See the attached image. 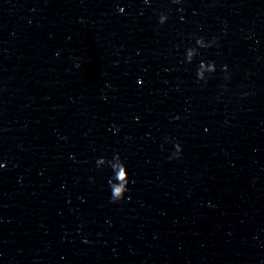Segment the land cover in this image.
<instances>
[{
	"label": "water",
	"instance_id": "obj_1",
	"mask_svg": "<svg viewBox=\"0 0 264 264\" xmlns=\"http://www.w3.org/2000/svg\"><path fill=\"white\" fill-rule=\"evenodd\" d=\"M0 161V264H264V0H0Z\"/></svg>",
	"mask_w": 264,
	"mask_h": 264
},
{
	"label": "clouds",
	"instance_id": "obj_2",
	"mask_svg": "<svg viewBox=\"0 0 264 264\" xmlns=\"http://www.w3.org/2000/svg\"><path fill=\"white\" fill-rule=\"evenodd\" d=\"M148 0H145V3H147ZM173 3H180V0H173ZM117 11L119 12H123L124 11V7L123 6H118ZM167 20V15L165 13H160L158 16V22L163 24L165 21ZM216 41V37L213 36L211 39L209 40H205V38L203 36H198L195 38V45L194 46H188L185 48V52H184V61L187 63L192 62L194 56H196L198 54V50L199 48H207L212 46ZM207 63L208 67L207 69H205L203 66L204 64ZM224 70L227 69V65H222L221 66ZM216 70V63L214 60H203L201 59L196 67V72H195V77L197 80H205L207 78V74L213 73ZM139 79L137 80V83H139ZM165 141L168 142L169 138L165 137ZM173 144V149L174 151L172 152L171 156H169V159L172 158V156H178L180 154L181 151V145L178 142L172 141ZM115 155L116 157H118V162H117V168L120 167V164L123 163V159L121 158L120 154L118 152H114L112 154V156ZM111 156V157H112ZM101 159H107L104 156H100L96 159L95 164L97 166V163L99 160ZM4 167V164L2 161H0V168ZM120 175L122 177H124L126 180H128V182H124L122 181L119 185H115L114 186V190L113 187H109L110 189V196L109 199L111 201H119L122 198H126L125 197V192L127 191V185L129 183V178H128V172L126 170V165H125V170L120 172ZM91 179V177L89 178Z\"/></svg>",
	"mask_w": 264,
	"mask_h": 264
}]
</instances>
